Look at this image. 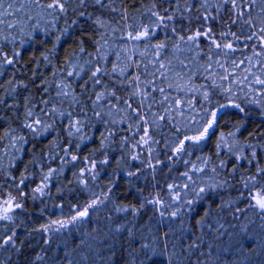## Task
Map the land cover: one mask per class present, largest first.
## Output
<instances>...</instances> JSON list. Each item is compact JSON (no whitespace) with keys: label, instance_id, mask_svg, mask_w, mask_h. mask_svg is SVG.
I'll return each mask as SVG.
<instances>
[{"label":"snow or ice","instance_id":"6c2138e0","mask_svg":"<svg viewBox=\"0 0 264 264\" xmlns=\"http://www.w3.org/2000/svg\"><path fill=\"white\" fill-rule=\"evenodd\" d=\"M122 2L123 0H0V76L5 75L6 68L18 64L22 59V52L15 50L14 33L32 37L31 43H36L37 40L47 43L53 33L48 32L47 27L41 29V24L55 22L60 18H65L67 23L69 12L77 17L72 21V26L82 29L80 33L82 38L76 42L77 51H73L67 58L66 63L71 70L63 73L68 78H79L80 84L84 86L82 93L77 94L70 81L63 79L54 85L55 97L40 100L43 107L37 106L32 99H26L23 107L18 108L17 104H9L8 97L15 100L19 95L17 88L27 90L28 85L9 80L8 87H5L3 81H0V89L6 94L0 96V107L18 108L24 117L20 127L26 130L33 140L46 139V142L51 140L45 161L59 158L63 166L79 160L76 150L86 141L95 139V135H88L95 121L101 126L97 129L100 138V147L97 151L101 154L106 153L111 141L116 139L117 133L126 129L128 135L120 136V143L129 145L130 140L134 139L130 144L131 153H136L140 148L144 149L149 157L148 161L141 163H146L147 168L153 173L161 165L168 166L171 170L170 164L159 158L152 163L153 146L159 143L154 138L158 130L169 124L174 131L180 130L178 124L188 130L179 138L173 136L165 144V147L170 149L171 156L168 160L171 161L173 157L179 159L189 155L190 148L199 147L206 141L218 128V113L223 109L231 106L241 113L244 112L239 103L230 99L229 104L218 105L215 110L204 109L202 125L194 117L186 116L185 108L193 109V104L191 98L183 97H187L188 93L201 92L205 87L204 85L196 87L192 84L193 78L198 75L212 82L213 87L222 88L223 93L229 97L235 95L233 88L225 87L223 83L217 85L215 83L217 78L222 82L247 87L248 94L253 98L245 102L260 105L261 114L264 115V0H158V2L152 0L146 11H141L138 7L137 15H131L127 8L117 7ZM89 8L92 11H88ZM140 17H144L146 22ZM81 21L87 27H82ZM178 23L182 25L179 28ZM158 31L162 32L165 39L153 44L152 40ZM65 37L70 38L68 28L62 29L59 35H56L49 53H54ZM85 39L95 49L91 54L94 63L89 61L91 64L89 72L86 76H81L80 72L83 70L77 71L73 61L77 58V52L85 53L86 49L83 47ZM170 42L171 58L168 56ZM20 43L24 45L26 41L22 40ZM202 44L207 46V53L203 52ZM6 47H10L11 50L5 51ZM247 52H251V55H246ZM237 53L242 55L239 60L235 58ZM181 54H184L183 59ZM213 55L217 59L213 60ZM201 58L205 63L198 62ZM42 59L48 61L49 55H43ZM227 64L231 65V71L226 67ZM217 68L223 69V72L218 73ZM253 69H257L259 74ZM238 71L240 77L236 75ZM55 75L56 73H53V76ZM109 79L110 84L106 83ZM157 81L160 83L157 84ZM33 83H37L35 77ZM39 87L45 97L50 95L47 82ZM89 89H92L91 94L88 92ZM117 91H123L126 95L118 96ZM173 92L176 93L175 96L172 95ZM154 93L159 94V99ZM201 94L205 101L209 100L206 90ZM82 96L87 97V105L91 106L90 111L81 99ZM65 101H70V110L57 106ZM154 105H158L162 111H152ZM58 128L62 131L63 139L57 135ZM189 132L191 134H188ZM250 135L255 137L256 133ZM228 136L234 137L235 133H229ZM24 145L31 146L29 140L17 133L16 129L10 126L8 129H0V158H8L9 152L14 150L12 159H15V154L23 152ZM247 147L251 148L252 145ZM217 149L226 150L228 154L243 151V148L229 144L223 134L217 143ZM57 150L62 152L63 156H59ZM256 155L253 149V158ZM129 159L140 161V155L130 154ZM200 159L203 166L192 164L182 173L183 183L160 185L153 179L147 194L144 189L134 187L141 178V171L135 169L126 171L124 176L137 192L141 203L139 208L131 205L117 208L116 211L131 212L137 216L142 209L150 207L154 216L149 217L147 224L136 226L140 228L139 237L125 225L114 229L118 234L127 232L129 238L127 247L122 246L119 253L109 244L106 257L102 255L104 248H96L86 241H81L77 245L78 248L87 245V251L81 252V259L85 264L89 260L116 264L117 255L120 257L119 264H218L222 256L229 252L240 256L235 264H245L248 258L245 255V240L253 244L259 243V246L264 248V243H260L264 241V167H257L255 174L240 177L241 187L245 191L239 193L237 200H245L247 209L235 208L231 211V215L238 218L239 214L252 209L261 221L257 225L259 233L250 235L247 225H242L237 235L213 219L210 205L207 204L213 194H216L219 201L216 215L225 209L232 210L236 201L219 200L218 193L220 189L231 187L230 182L225 179L217 182L213 179L211 182L201 180L198 183L193 176L204 172L209 163L206 158ZM30 163L34 167H39L41 172L40 181L31 193L32 198L36 199L37 195L45 194V189L49 187L54 174L62 171V168L55 169L49 166L48 171L44 172L42 163L35 156ZM83 164L84 167L77 178L86 184L83 177L87 175L95 179L96 173L93 170L97 163L95 159L84 157ZM100 164H108L106 154ZM219 167L223 169L226 164L221 161ZM3 171V165L0 164V176L3 175ZM236 171V168L232 169L233 173ZM211 172L216 173V168H212ZM26 173L27 167L25 173H21L18 179L14 176L8 177L14 181L15 194L6 191V185L0 184V221L13 222L15 211L23 208L20 200L27 195L24 187L30 176V173ZM115 187L116 185L112 184L107 192L93 194L95 198L91 203L79 207L69 219L52 220L42 225L39 230L58 233L67 229L69 225L85 221L90 216V210L95 214L109 201ZM200 204H204L207 210L195 219L192 227H188L189 218L194 219L195 215H198L197 206ZM204 229L208 230L213 242L205 239ZM194 231H200L201 235L193 236ZM224 236H227L226 241L222 240ZM14 237L15 232L3 238L0 241V248L7 245L15 247ZM204 247H207V252L203 250ZM255 250L253 248L252 252ZM213 251H216L215 256L212 255ZM65 256L67 257V253ZM42 259V256H37V260ZM69 264H73V261L69 260Z\"/></svg>","mask_w":264,"mask_h":264},{"label":"trees","instance_id":"16d2710c","mask_svg":"<svg viewBox=\"0 0 264 264\" xmlns=\"http://www.w3.org/2000/svg\"><path fill=\"white\" fill-rule=\"evenodd\" d=\"M151 4L152 0H123L117 7L127 8L131 15H137L138 7L141 11H146ZM88 11H92V9L89 8ZM76 19L77 17L69 12L67 23L65 18H60L55 22H49L47 24L42 23L41 29L47 27L48 32L53 33L52 38L47 43H42L40 40H37L36 43H31L32 37L14 33L16 36L15 50L22 52V59L18 64L5 69V75L0 76V81H3L5 87H8V81L12 80L13 82L27 84L28 88L25 90L18 87L16 91L19 95L16 96L15 100L8 97L9 104H17L18 108H22L26 99H32L37 106L43 107V105H40V100L42 98L51 99L55 97L56 88L54 85L60 83L63 79L70 81L72 88L77 94L83 92L84 86L80 84L79 78L73 79L63 75L65 71L71 70L66 63L67 58L73 51H77L78 44L76 42L82 38L80 35L82 29L72 26V21ZM140 19L144 20V17H140ZM81 24L82 27H87L83 25L82 21ZM181 26L179 23L177 24L178 28ZM64 28H68L70 38H63L56 48V51L49 53V50L53 48L55 43L56 35H59L60 31ZM43 39H47V37H43ZM164 39L165 37L162 32L158 31L152 43H159ZM22 40L26 41L24 45L20 43ZM83 47L86 49L85 53L77 52V58L73 61V64L76 66L77 71L83 70L80 72L81 76H86L91 68L89 61H93L94 63V58L91 54L95 52V49L86 39ZM171 48L172 44L170 42L168 51L169 58L172 56ZM202 48L203 52L207 53V46L202 44ZM10 50V47L5 48V51ZM45 54L49 55L48 61L42 59ZM208 54L212 55V53ZM245 54L251 55V52ZM183 57L184 54H181L182 59ZM235 58L239 60L242 58V55L237 53L235 54ZM215 59L217 57L213 55V60ZM198 62L203 64L205 60L201 58ZM226 67L231 71L230 64H227ZM216 71L222 73L223 69L217 68ZM253 71L259 74L257 69H253ZM53 73H56V75L53 76ZM236 75L240 77L241 74L238 71ZM33 77H35L37 82L35 84L33 83ZM45 82L48 83L50 93L47 97L40 91L39 87V85ZM110 82V79L106 81L109 84ZM159 83L157 81V84ZM215 83L217 85L223 83L225 87H232L235 95L231 97L225 95L222 88L213 87L212 82L206 81L202 75H198L193 78L192 84L196 87L204 85L205 87L201 89V92L188 93L187 97H183V94H181L183 98L192 99L193 109H187L186 107V116L194 117L202 125L204 119H201V117L204 116V109H208L209 111L215 110L218 105L229 104L230 99L239 103L244 108V112L241 113L238 109L231 106L223 109L218 113L219 126L214 133H211L209 138L202 142L199 147L190 148L189 155L179 159L173 157L171 161L168 160V157L171 156L170 149L166 148L165 144L173 136L179 138L188 130L180 124L177 125L180 129L179 131H174L171 124L158 130L154 138L159 143L153 146L152 163H155L156 158H159L165 161L166 164H170L171 170L168 166L161 165L155 173L147 168L146 163H141L149 160L147 152L144 149L138 148L136 153H131L130 144L134 142V139L130 140L129 145H122L120 143V136L128 135L126 129L123 132L117 133L116 139L111 141L109 148L106 150L105 154L108 158V164H100V161L105 158V154L97 151L100 147L99 132L97 129L101 128V126L97 125L95 121H93L94 127L88 131V135H95V139L86 141L76 150V154L80 157L79 160L63 166L59 158L45 161L44 158L49 153L51 140H47V142L46 139L33 140L26 130L20 127L21 122L24 120L22 112L18 108L0 107V129H8L9 126L16 129L17 133L24 135L31 145H24L23 152L15 154V159H12L14 150L9 152L8 158H0V164L3 165L4 169L3 175L0 176V184L6 185V191H12L15 194L14 181L9 179V176H14L18 179L21 173H25V167H27L26 174L30 173L29 179L25 182L26 186L24 187V192L27 195L20 200L23 208L15 211L13 214V222L0 221V241L13 232H15L14 239L16 241L15 247L7 245L4 248H0V264H69V260L73 261V264H85V261L81 259V252L87 251V245L84 248H78L77 245L81 241H86L87 244H91L96 248H104L105 250L102 252V255L106 257L108 255L107 248L109 244L113 245L116 252L119 253L122 246L127 247L129 238L127 232L118 234L114 229L120 225H125L127 228L132 229L136 237H139L140 228L136 226L147 224L149 217L154 216L153 210L150 207L142 209L137 216H134L131 212L116 211L117 208L131 205L139 208L141 203L137 192L129 185L124 173L131 169L141 171V178L135 183L134 187L144 189L145 194H147V191L152 186L153 179L160 185L173 182L183 183L182 173L187 171L192 164L203 166L200 158H206L208 160V167L204 172L196 173L193 178L197 179L198 183L201 180L207 182H211L213 179L217 182L221 181V179L228 180L231 187L218 190L219 200L236 201L232 210L225 209L217 216L216 212L219 207V201L217 195L213 194L212 199L207 201L213 213V219L218 220L228 231L234 234L238 235L240 227L247 225L249 234L257 235L259 233L257 225L261 221L252 209H248L245 213L239 214L238 218L233 217L231 211L235 210V208L247 209L245 200H237L239 193L245 191L241 187L240 177L242 175L246 177L249 174H255L257 167H264V115L261 114L260 105L245 102L253 98L248 94L247 87L243 85L237 86L230 82H222L218 78L215 80ZM205 90L209 95L208 101H205L201 94ZM88 92L91 94L92 89H89ZM5 95L3 89H0V96ZM117 95L123 96L126 93L117 91ZM154 95L159 99L158 93H154ZM172 95L175 96L176 93L173 92ZM81 99L86 103L90 111L91 106L87 105V97L82 96ZM69 103L70 101H65L62 105L58 104L57 106L69 109ZM77 111H79L78 108ZM152 111L160 112L162 109L158 105H154ZM204 118L206 119L207 117ZM57 124H59V121H57ZM233 132L235 136L229 137L228 134ZM251 133H256L255 137L250 135ZM188 134L191 133L189 132ZM222 134L227 138L229 144L243 148V151L228 154L226 150L217 149V143L220 141ZM57 135L63 139L62 131L59 128ZM248 145H252V147L249 148L247 147ZM253 149L257 153L255 158L252 156ZM57 151L59 156H63L62 152ZM130 154H139L140 161L130 160ZM53 155H56V153H53ZM33 156L42 163L44 172L48 171L49 166L55 169L62 168V171L54 174L49 182V187L45 189V194L43 196L37 195L36 199L32 198L31 193L32 189L40 181L41 172L39 167H34L30 163ZM237 156L243 158L237 159ZM84 157L95 159L97 163V167L93 170L96 173L95 179L87 175L83 177L86 180V184L81 183L77 178L80 170L84 167ZM221 161L226 164V167L223 169L219 167ZM212 168H216V173L211 172ZM233 168L237 169L235 173L232 172ZM112 184H115L116 187L113 188L109 201L105 205H102L100 210L95 214H92L90 210V216L85 221L76 225H69L67 229L58 233L39 230L42 225L48 224L52 220L69 219L74 211L79 210V207L91 203L95 198L93 194L99 195L102 192H107ZM61 205L63 206L62 208L60 207ZM206 210L204 204L198 205V215H195L194 219L189 218L188 227H192L195 219L202 216ZM211 222L210 220L209 223ZM204 233L206 234L205 239L213 242L212 236L208 234L207 229H204ZM192 235L199 236L201 233L200 231H194ZM93 237L97 239L94 240ZM222 240L226 241L227 236H224ZM189 243H191V238H189ZM214 243H221V241H214ZM260 243H264V241ZM244 247L245 255L248 257L245 264H264V248L260 247L259 243L253 244L251 241L245 240ZM253 248L256 249L255 252H252ZM203 250L207 252V247H204ZM65 253H67V257ZM212 255L215 256L216 251H213ZM37 256H42L43 259L37 260ZM239 259L240 256L229 252L222 256L218 264H235ZM115 260L116 264H119V255L115 257ZM87 264H104V262L89 260Z\"/></svg>","mask_w":264,"mask_h":264}]
</instances>
